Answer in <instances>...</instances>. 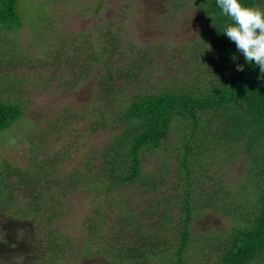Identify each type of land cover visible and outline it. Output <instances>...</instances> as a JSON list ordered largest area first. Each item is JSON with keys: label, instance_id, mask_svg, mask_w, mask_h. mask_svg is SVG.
<instances>
[{"label": "trees", "instance_id": "trees-1", "mask_svg": "<svg viewBox=\"0 0 264 264\" xmlns=\"http://www.w3.org/2000/svg\"><path fill=\"white\" fill-rule=\"evenodd\" d=\"M18 2L0 0V32L3 35L21 30L25 24L18 13ZM198 3L206 30L188 47L192 58L202 60L194 72L198 75L197 82L175 91L165 89L145 94L133 99L125 108H116L113 103L120 93L104 55L114 54L115 51L110 52V45L117 39L108 24V29H102L100 39L109 36V43L101 46L100 54L97 48L87 50L89 57L82 64L84 70L75 74L74 83L88 80L99 65L105 68L93 85L99 110L96 114L92 111L91 128L98 131L110 127L120 132L108 139L95 159L87 157L83 167L73 170L64 185L61 178L50 179L49 174L66 158L60 152L62 158L55 155V158L38 159L39 153H35L41 150L38 143L30 147L33 156L29 170L21 171L0 162V219L7 214L41 226H45V222L47 226L45 250L35 257L33 264H55L54 253L63 259L73 249L74 241L52 224L53 219L59 220L65 215L64 201L70 191L90 184L97 195L121 193L131 186L142 193L156 192L171 181L169 160L172 156L178 170L176 175L172 174L176 180L171 181L167 200L172 202L173 209L180 211L172 215L164 209L157 221L159 224L148 223L145 227L142 222L149 211L165 205L166 201L150 200L151 204L142 209L141 199L133 206H123L122 201L116 200L121 207L120 220L109 226L105 221L106 211L97 208L88 219L87 232L100 237V249L85 246L83 252L93 257L102 249H113L109 253L119 259L116 264H147L153 257H160L164 263L192 264L188 252L189 227L196 203L194 185L209 176L210 156L217 148L223 155L230 149L237 153L241 148L250 162L261 196L249 226L235 227L230 236L215 237L219 253L216 260L208 264H264V0H199ZM135 51L132 54H137ZM143 59L138 58V64L125 69L122 76L125 79L139 76L145 64ZM23 115L24 107L20 102H6L0 98V134L10 132ZM106 115L111 121H106ZM174 129L181 136L168 156L160 159L163 171H145L144 155L152 156L160 151ZM217 179L219 183L214 185L217 190L205 194L212 199L207 204L215 208L219 205L212 203L214 199L221 196L226 205L230 197L229 189L222 185L223 178ZM200 199L203 202L204 194ZM173 222L181 225V231L176 238H169L166 229ZM105 224L111 243L101 239L99 233ZM23 231L28 230L24 228Z\"/></svg>", "mask_w": 264, "mask_h": 264}, {"label": "rangeland", "instance_id": "rangeland-1", "mask_svg": "<svg viewBox=\"0 0 264 264\" xmlns=\"http://www.w3.org/2000/svg\"><path fill=\"white\" fill-rule=\"evenodd\" d=\"M198 1L19 0L17 9L25 23L23 28L5 35L0 32V98L6 102H20L24 115L10 132L7 130L0 134V162L27 171L32 166L30 147L38 143L42 150L35 151L39 153L38 159L55 158L60 152L66 158L58 162L49 174L50 179L61 178L64 185L73 170L83 167L87 157H97L108 139L120 132L110 127L98 131L91 128L94 120L92 111L96 114L99 110L93 85L105 68L99 65L88 80L74 83L75 74L84 70L82 64L89 57L87 50L97 48L100 54L101 46L109 43V36L100 39L102 29H108V24L117 39L110 45V52L115 51L114 54L104 55L120 93L113 103L116 108H125L133 99H140L145 94L165 89L175 91L197 82L198 75L194 72L202 60L192 58L188 47L206 30ZM134 49L137 54H132ZM142 57L145 64L141 74L125 79L123 71L136 66L137 59ZM73 61L77 63L73 64ZM105 119L111 121L110 116L106 115ZM180 136L181 133L174 129L160 151L152 156L146 153L143 157L144 170L162 172L160 159H165L170 149L178 145ZM237 150L235 153L230 149L223 155L217 148L210 156L209 176L194 185L196 203L189 227L188 252L192 264L213 263L219 253L215 237L230 236L235 227L249 226L254 220V208H259L260 204L256 202H259L261 190L256 186L247 156L241 153V148ZM176 151H172L173 154ZM170 159L169 175L173 181L176 176L172 174L176 175L178 169L175 157ZM218 177L223 178L222 185L229 189L230 197L226 205H223L225 201L221 196L214 199L212 203L219 205L215 208L207 204L212 199L206 198L205 194L209 190H217L214 185L219 183ZM171 181L150 194L137 191L134 186L121 193L108 192L109 195H97L90 184L74 188L65 197V215L59 220L53 219L52 224L57 225L58 231L69 236L75 244L66 258L52 253L57 258L55 264L119 263V259L109 253L113 249H102L93 257L85 256V246L100 249V237L90 236L87 232L89 217L97 208L105 210L106 224L112 226L120 220L121 207L116 200L122 201L123 206H133L141 199L142 209L151 204L150 200H164L165 205L150 210L142 222L145 227L148 223L157 225L164 209L172 215L180 211L173 209L172 202L167 200ZM202 194L205 198L203 202L198 200ZM235 201L238 205H234ZM234 206L237 208L234 209ZM2 217L0 264L35 263V257L42 254L46 247V223L41 226L7 214ZM96 217L99 219L100 215ZM106 224L99 233L101 239L111 243ZM180 227L178 222L171 223L166 229L168 237L176 238ZM24 228L28 231H23ZM170 263L153 257L147 264Z\"/></svg>", "mask_w": 264, "mask_h": 264}]
</instances>
